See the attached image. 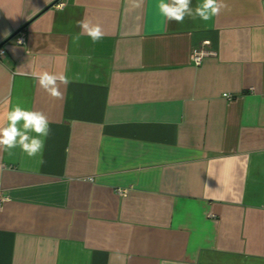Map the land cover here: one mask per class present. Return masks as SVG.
Here are the masks:
<instances>
[{
    "label": "crops",
    "instance_id": "1",
    "mask_svg": "<svg viewBox=\"0 0 264 264\" xmlns=\"http://www.w3.org/2000/svg\"><path fill=\"white\" fill-rule=\"evenodd\" d=\"M139 2L0 0V123L51 129L43 163L0 148V264H264V0L183 23Z\"/></svg>",
    "mask_w": 264,
    "mask_h": 264
},
{
    "label": "clouds",
    "instance_id": "2",
    "mask_svg": "<svg viewBox=\"0 0 264 264\" xmlns=\"http://www.w3.org/2000/svg\"><path fill=\"white\" fill-rule=\"evenodd\" d=\"M133 3L136 7L140 6L139 0H133ZM228 7L225 0H201L195 8L192 7V0H160L158 4L159 13L165 20L177 23H183L186 17L192 20L199 18L202 21H209ZM77 23L81 29V32L73 37L77 42L81 35H87L93 43L105 35L99 23H93L90 20ZM32 76L43 90L56 98L62 95L59 86L70 82L63 73L40 71L33 72ZM50 131L49 120L42 111L28 110L17 104L6 113L4 122L0 123V148L9 153L19 148L28 157L39 156L43 163V151ZM121 191L123 195H127L126 190ZM10 199V197H0V201L3 202H9Z\"/></svg>",
    "mask_w": 264,
    "mask_h": 264
},
{
    "label": "built area",
    "instance_id": "3",
    "mask_svg": "<svg viewBox=\"0 0 264 264\" xmlns=\"http://www.w3.org/2000/svg\"><path fill=\"white\" fill-rule=\"evenodd\" d=\"M62 4H63L62 2H58V3H57V6H61ZM18 33H19V35H18V37H17L18 42H19V43L24 42V40L26 39L25 32H23V31H19ZM3 54H4V49L0 48V56H2ZM204 54H205V51H204L203 49H201V48L196 49V50L194 51L192 57H193V60H194V62H195L196 65L200 64V62H201V57H202V55H204ZM227 96H228L229 98L231 97L230 94H227Z\"/></svg>",
    "mask_w": 264,
    "mask_h": 264
}]
</instances>
